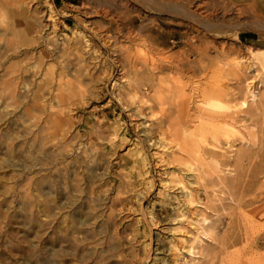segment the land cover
<instances>
[{
	"label": "rangeland",
	"instance_id": "obj_1",
	"mask_svg": "<svg viewBox=\"0 0 264 264\" xmlns=\"http://www.w3.org/2000/svg\"><path fill=\"white\" fill-rule=\"evenodd\" d=\"M27 1L19 17L32 32L6 61L27 71L15 99L0 92V264H264V11L239 13V0H191L188 17L169 0H120V14L96 0ZM86 40L94 79L69 78L89 92L35 101L37 56L49 49L44 62L66 64L61 48ZM218 66L221 97L204 96ZM160 79L180 85L165 108ZM72 181L73 196L59 185Z\"/></svg>",
	"mask_w": 264,
	"mask_h": 264
},
{
	"label": "bare ground",
	"instance_id": "obj_2",
	"mask_svg": "<svg viewBox=\"0 0 264 264\" xmlns=\"http://www.w3.org/2000/svg\"><path fill=\"white\" fill-rule=\"evenodd\" d=\"M98 1L101 10L102 12H105V13H112V12H117V14H120L119 12H125V9H127L124 5H122L124 2V0L121 2L122 4L119 5V1L120 0H96ZM127 1V0H126ZM144 1V4H146L147 6L149 7H153V5L155 6V4H157L159 7H163L162 4V1H152V0H143ZM156 1L158 3H156ZM164 3L163 4H167L165 1L166 0H163ZM169 1H172L171 3H168L170 4L169 6V10L171 12H176V13H179L180 15L181 14H185L187 16V6H189V2L191 0H169ZM209 1V0H207ZM225 3L223 5V8L225 9L226 6H227V3L228 1H225L223 0ZM240 1V5L238 7L237 10H239V13H242L244 11H247L248 8H258L259 7V10L261 11H264V6H262V3H264V0H239ZM128 2V1H127ZM126 2V3H127ZM28 3L27 0H0V34L2 33L3 35L0 37V41H2V45L0 47L4 48V50L2 51V49L0 50V58H4V59H0V66H1V69L3 70V72L0 74L2 77H4L3 81L1 82V86H0V92L2 95L4 94H8V96H10L11 98L15 99L16 96H17V92H16V86H18V82L17 80H19L18 78H20V74H26V71H27V68L23 65H18V64H15L13 62L11 63H6V61L9 59V55L10 54V51L13 52L14 50V45L15 43L17 42H26V39L30 36L32 30L31 28L28 26H24V24L27 25V23H23V21H21V17H19V14H23L25 19L29 17V8L30 5H26ZM235 3V2H234ZM130 4V3H129ZM204 4V2L202 3ZM201 4V5H202ZM187 5V6H186ZM200 5V6H201ZM215 5V4H214ZM87 6V5H86ZM166 6V5H165ZM199 6V7H200ZM210 6V5H209ZM135 7V6H134ZM221 7V6H220ZM233 7V6H232ZM235 7V6H234ZM31 8V7H30ZM164 8V7H163ZM195 8V7H194ZM197 8V7H196ZM195 8V9H196ZM222 8V7H221ZM236 8V7H235ZM234 8V9H235ZM130 9V8H129ZM198 9V8H197ZM211 9V7H210ZM223 9V10H224ZM232 9V8H231ZM202 10V9H200ZM205 10V9H204ZM202 10V12L204 11ZM207 10V9H206ZM205 10V11H206ZM221 10V9H220ZM233 10V9H232ZM208 11V10H207ZM32 12V11H31ZM30 12V13H31ZM51 12V10H50ZM49 12L48 14V18H52V14ZM99 12V11H98ZM127 12V11H126ZM189 12V11H188ZM197 12V10H196ZM202 12L200 13L201 16L204 14H202ZM227 12V11H226ZM157 13V12H156ZM191 13V11H190ZM209 13H212V12H209ZM114 14V13H113ZM158 14V13H157ZM55 15V14H54ZM111 15V14H110ZM128 15V14H127ZM207 15V14H206ZM22 16V15H21ZM28 16V17H27ZM31 16V15H30ZM116 16V15H115ZM182 16V15H181ZM186 16H183V17H186ZM193 16V15H192ZM212 16V15H211ZM114 17V16H113ZM188 17V16H187ZM197 17V16H196ZM204 17H207V16H204ZM209 17V16H208ZM207 17V18H208ZM50 18V19H51ZM54 18V17H53ZM194 18V17H193ZM202 18V17H200ZM199 18V19H200ZM213 18V16H212ZM186 19V18H185ZM203 19V18H202ZM205 19V18H204ZM210 19V18H208ZM215 19V18H214ZM53 20V19H52ZM192 20V19H191ZM206 20V19H205ZM204 22H207L205 21ZM20 21L22 23H20ZM25 21V20H24ZM189 21V20H188ZM195 21V20H193ZM35 22V21H34ZM197 22V20H196ZM216 22V21H215ZM214 21H212V25L215 23ZM191 23V22H190ZM195 23V22H194ZM199 23V22H198ZM210 23V22H209ZM217 23V22H216ZM219 23V22H218ZM222 24V23H221ZM194 25V24H193ZM201 26V25H200ZM204 27V26H203ZM217 27V26H216ZM209 28V27H207ZM207 28H204V29H207ZM41 29V28H40ZM36 30V29H35ZM193 30V29H192ZM208 30V29H207ZM206 30V31H207ZM209 30H211V27L209 28ZM106 31V29H105ZM203 31V30H202ZM205 31V30H204ZM101 33V32H100ZM199 33V32H198ZM205 33V32H204ZM207 33V32H206ZM7 35H12L11 37L7 36ZM46 35V34H45ZM44 35V36H45ZM48 35V34H47ZM46 35V36H47ZM105 34H101L99 35V37L101 38V36H103ZM43 36V35H42ZM106 36V35H105ZM198 36V35H197ZM47 37H50V36H47ZM200 37V36H199ZM37 38V37H36ZM46 38V37H45ZM103 38V37H102ZM114 38V37H113ZM193 38V37H192ZM197 38V37H195ZM43 39V38H42ZM47 39H45V42L47 43ZM104 39V38H103ZM50 40V39H49ZM107 40V39H106ZM109 40V39H108ZM116 40V39H115ZM52 41V40H51ZM112 41V40H111ZM114 41V39H113ZM73 42V41H72ZM107 43V41H105ZM192 42V41H191ZM49 43H52V42H49ZM54 44V43H52ZM51 44V45H52ZM198 44V43H197ZM50 45V44H49ZM55 45V44H54ZM53 45V46H54ZM89 42L86 40V44H84V47H86V49L84 51H82L80 48L74 46H64L62 47V51L61 53H64L63 55H61V57H63L64 55H74V58L76 59L78 65L75 67L74 70L70 71L67 67V65L69 63H74V61L72 62V58L70 59L69 56H67L65 58V61H67V65L64 64L63 62H59L58 66L57 64H53V65H50V64H47L46 62H44L43 60V57H48L49 54L51 52V50L49 49H46L45 50V53L43 54H39L37 56V58L33 61V67H36L38 65H43L42 66V70H41V75L43 76L42 80L40 82H38V85H36V89L34 91H32V96L34 97V100L36 101V99L38 98H42V93L41 91H44V90H47L48 94L50 95L49 97L52 98V99H55L57 103H60L61 102V98L64 97V96H67L66 98H71V97H75V96H84L85 93H87V91L89 92V90L87 88H84L82 86H77V84L75 82H73V80H71V78H69V75H72L74 76L75 78H78V82H82L86 79H89V80H93L94 79V73L91 72V63L92 60H96L95 58L97 56H94V52H89ZM50 48V47H49ZM55 48V46H54ZM53 48V49H54ZM57 48V47H56ZM200 49V48H199ZM58 50V49H56ZM130 51V50H129ZM88 53V56H85V53ZM116 52V51H115ZM54 53V52H53ZM57 53V52H56ZM59 55V56H60ZM58 56V57H59ZM88 58V59H87ZM125 57H123V59L121 58L120 60H117L118 62H120L121 64H119L120 66L122 65V68L123 66L125 65V60H124ZM133 58V57H132ZM116 59V58H115ZM119 59V58H118ZM174 59V58H173ZM177 59V58H176ZM132 60V59H131ZM188 60V58H187ZM9 61V60H8ZM61 61V60H59ZM64 61V60H62ZM95 62V61H94ZM117 62V63H118ZM173 62V61H172ZM179 63V61H176ZM139 63V62H138ZM175 62H173L174 64ZM180 64V63H179ZM162 63L160 65H154L153 68H160L159 70H161L162 68ZM69 66V65H68ZM141 66V65H140ZM70 67V66H69ZM170 67V66H169ZM201 67L203 69L206 68V65L205 64H201ZM221 67L218 66V68L216 67V69H211L213 74L212 75H209L208 78H207V83H205V85L203 86V95L204 96H217V97H221V94H222V85H223V82L220 78V75L217 73L219 70H220ZM174 69V71H178L179 69V65L178 64H174V65H171V70ZM125 70V69H124ZM158 70V69H157ZM32 71V70H31ZM134 72V71H133ZM32 73H34V71H32ZM96 73V72H95ZM153 73V72H152ZM138 75V74H137ZM136 75V76H137ZM27 80V79H26ZM25 79H22L23 82H21V84L23 83L22 87H26L28 86V83ZM138 82V81H137ZM20 84V85H21ZM136 84V83H135ZM132 85V84H130ZM136 86V85H135ZM27 88V87H26ZM130 88V87H129ZM29 89V88H27ZM26 89V90H27ZM131 89V88H130ZM180 90V85L179 84H176V85H169V84H166L165 83V80L164 79H160L159 82L157 83V87L155 88L154 92H153V96L156 98L158 104L161 106V108H165L164 107V104L166 103H169V101L172 103L173 100H174V96H173V93H177L176 91ZM132 91V90H131ZM135 92V91H134ZM129 93V91H128ZM127 93V94H128ZM136 93V92H135ZM248 93H249V97H250V100L254 101L256 96H257V90L255 89V87L253 88H250L248 87ZM134 94V93H133ZM131 95L130 94V100L134 99L135 95ZM137 94V93H136ZM122 95V94H121ZM183 95V94H181ZM185 95V94H184ZM173 96V97H171ZM186 96V95H185ZM48 97V96H47ZM139 97V95H138ZM22 98V97H21ZM137 98V97H136ZM73 99V98H72ZM121 99V98H120ZM183 100V98H182ZM185 100V99H184ZM68 101V100H67ZM143 101V104H144V100ZM69 102V101H68ZM72 102V101H71ZM176 102V103H175ZM66 103V102H65ZM141 103V102H140ZM139 103V104H140ZM148 103V102H147ZM150 103V102H149ZM174 103L178 106V104H181L182 101H178L175 100ZM247 103V100H243L242 104H246ZM49 104V103H48ZM59 105V104H58ZM175 105V107H176ZM43 107V106H42ZM65 107V106H64ZM183 108V107H182ZM50 109V108H49ZM30 111V110H29ZM44 111V110H43ZM181 111V110H180ZM32 114V113H31ZM64 119V118H63ZM63 119H62V122H63ZM169 119V118H168ZM46 120V119H45ZM170 120V119H169ZM168 121V120H167ZM172 121V120H170ZM56 123V121H54ZM174 122V120L172 121V123ZM61 124V123H60ZM63 124V123H62ZM168 126V125H166ZM49 128V127H48ZM61 129V128H60ZM58 129V130H60ZM63 129V128H62ZM169 129V127H168ZM175 129V128H173ZM178 129V128H176ZM43 130V129H42ZM170 131V130H169ZM172 131V130H171ZM37 132V131H35ZM60 132V131H59ZM62 134H63V131H61ZM60 132V133H61ZM164 132V131H163ZM168 132V131H167ZM179 133V132H178ZM172 134V133H171ZM174 134L176 135V132L174 131ZM48 135V134H47ZM62 136V135H61ZM173 137V136H172ZM176 137H178V135H176ZM178 139V138H177ZM183 139V138H181ZM49 140V139H48ZM182 142V141H181ZM29 143V142H28ZM186 143V142H185ZM186 146H188V144H186ZM177 147H179V150L180 151H184L185 149H183V146L181 147L179 144L177 145ZM12 148V147H11ZM186 148V147H185ZM10 149V147H9ZM191 151V149H190ZM33 153V152H32ZM173 153V152H172ZM60 154V153H59ZM187 154V153H186ZM172 155V154H171ZM174 159L182 162V163H185L186 164V167L187 169H193L195 167V165L191 162V163H186L188 161L186 160H182L183 157H182V154L181 155H174ZM185 156V155H184ZM172 157V156H171ZM29 158V156H28ZM47 158V157H46ZM45 158V159H46ZM186 158V157H185ZM31 159V158H30ZM41 159V158H40ZM35 160L34 161H31L27 166L28 167H31L33 166ZM36 163V162H35ZM36 166V165H35ZM65 166V165H64ZM67 166V165H66ZM53 167V166H52ZM264 167V166H262ZM33 168V167H32ZM64 168V167H63ZM60 169V168H59ZM58 169V170H59ZM66 170V168H64ZM195 169V168H194ZM69 170V169H67ZM261 170V169H260ZM66 171H63L62 173H64ZM59 176V175H58ZM62 176V174H61ZM30 177V176H29ZM63 177V176H62ZM28 178V177H27ZM40 179V178H39ZM43 179V178H42ZM29 180V184L31 183V178L28 179ZM44 180V179H43ZM64 180V179H63ZM41 181V180H39ZM34 182V181H33ZM67 182V181H66ZM64 183L63 187L61 185V183L59 184L61 189L64 190V191H67L68 195L70 193H72V196H73V191H78L79 188L78 186H76V182L73 183L70 182V183ZM36 183V182H35ZM44 183V182H43ZM39 185V184H38ZM56 187V186H55ZM183 187L185 188V185L181 186V188L183 189ZM59 189V188H58ZM57 193H58V190H57ZM64 193V192H63ZM29 197V196H28ZM71 198V196H70ZM72 199V198H71ZM74 199V198H73ZM255 200V199H254ZM65 201V200H64ZM72 201V200H71ZM63 202V201H62ZM30 202H28L29 204ZM61 203V202H60ZM63 204V203H62ZM61 204V206H62ZM73 204V203H72ZM75 220L78 222L79 220L76 219L75 217ZM83 222V221H82ZM75 223V222H74ZM81 223V222H80ZM70 226V225H69ZM72 227V226H71ZM75 231V230H74ZM62 236V235H61ZM60 236V237H61Z\"/></svg>",
	"mask_w": 264,
	"mask_h": 264
}]
</instances>
